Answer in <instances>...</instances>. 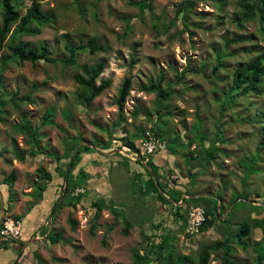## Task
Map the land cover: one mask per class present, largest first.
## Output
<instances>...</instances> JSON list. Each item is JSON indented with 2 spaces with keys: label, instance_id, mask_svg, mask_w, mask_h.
Instances as JSON below:
<instances>
[{
  "label": "rangeland",
  "instance_id": "obj_1",
  "mask_svg": "<svg viewBox=\"0 0 264 264\" xmlns=\"http://www.w3.org/2000/svg\"><path fill=\"white\" fill-rule=\"evenodd\" d=\"M32 1L41 3V9L51 16V22L39 34L24 35L22 39L31 41L34 46L46 43L57 59L68 57L66 43L105 45L107 50L94 54L81 52L75 65L61 61H38L35 64L24 61L19 65L10 64L4 71L6 98L14 94L16 101H9L2 107L3 121L0 120V222L2 227L9 218L20 224V232L14 238L17 241L0 238V243L4 240L0 244V264H132L134 248L143 253L146 243L158 241L160 236H157L169 230L175 234L171 242L174 253L187 255V264H198L201 246L225 238L234 246L230 257L237 264H264V259L256 261L254 250V242L262 236L264 225L262 228L252 227L251 234L242 241L247 242L246 247H242L243 243L237 239L241 221L250 220L252 223L254 219L264 217V145L258 144L264 132L259 121L264 117V91L261 95L249 93L232 98V105L227 103L228 108L220 112V100L230 88L233 71L246 65L256 54L264 53V35L260 29L264 23H259L255 17L239 28L233 20L234 14L239 12L236 0H196L188 23L178 19L167 32L166 26L182 0H152V10L143 11L131 4L141 0H21V14ZM218 1L220 8L217 7ZM1 16L0 9V21ZM127 23L131 25V31L124 36L128 31ZM16 25L10 26L0 54L7 51V40ZM233 38L235 42L225 44ZM217 52L221 66L213 73ZM131 57L135 59L134 63H131ZM99 59H105L106 68L97 82L111 78L112 84L86 107L76 96L79 86L73 74L82 72V65H92ZM188 67L200 71L188 72L177 81L176 73ZM161 70L165 75L163 86L169 87L172 94L168 101L158 104L154 92L140 87L151 77L156 78ZM126 75H131L132 85L124 103L123 116L119 118L118 108L112 100ZM262 87L264 90V79ZM26 94L34 101L20 100ZM51 105L56 106L54 122L41 129L40 145L45 154H28L24 161H19L13 149L28 150L29 145L26 137L15 130L14 124L22 117L39 124L45 108ZM160 105L164 106L162 112H165L161 116L164 121L161 125L166 132L163 139L154 136L150 130L158 122L159 115L155 111ZM64 108H69L72 113L70 123L62 118ZM198 118L206 136L204 143H200L198 134L193 132ZM216 124L220 125L223 140L215 145L222 151L207 161L202 148L204 144L211 145L215 139ZM63 129L70 135H80L83 140L79 145L95 144L96 151L81 154L74 173L79 167L84 169L87 181L84 187H76L73 195L85 192L75 207L64 205L53 219L50 218V230L60 236L59 242L51 243L43 229L46 225L49 227L50 213L61 190L58 180L53 179L42 197H36V185L40 183L39 167L55 173L57 162L48 153L56 151L62 155ZM142 132L146 137L158 138L164 147L151 155L141 154L142 142L146 138L140 135ZM101 142H108V147L102 148ZM191 153L195 157H190ZM155 154L165 159L166 169H169L166 172L164 167H155L166 193L172 194V186L178 191L188 187L190 194L187 198L192 197L193 204L204 209L211 206L212 222L206 231L190 232L187 220L181 217L175 221L168 211L163 227L156 231L144 228L152 222L149 219L142 223L144 229L133 225L129 233L123 235L122 212L116 226L106 233V228L114 222V215L104 208L91 235L89 227L95 213L92 201L101 197L111 204L113 188L106 174L109 162L130 168L131 176L139 179L138 173L146 177V172L137 160H153ZM254 155L258 157L256 168L243 167L242 158ZM196 166H200L198 175L191 180L187 171ZM11 170L16 171L17 177L9 200L8 185L3 181ZM170 179L175 183L165 185L164 182ZM63 191L64 186L61 194ZM166 193L162 195L169 199ZM218 193L223 194V199L214 208V200L207 197ZM124 194L130 195L129 191ZM171 204L166 206L170 209ZM185 208L184 204L180 212L186 218ZM69 216L76 222L74 229L68 223ZM137 221H140L139 217ZM183 222L184 229L180 230ZM143 230L150 236L156 234V238L150 237L147 241ZM208 264H225L221 249L211 251Z\"/></svg>",
  "mask_w": 264,
  "mask_h": 264
},
{
  "label": "trees",
  "instance_id": "obj_2",
  "mask_svg": "<svg viewBox=\"0 0 264 264\" xmlns=\"http://www.w3.org/2000/svg\"><path fill=\"white\" fill-rule=\"evenodd\" d=\"M196 0H182L177 4L174 17L166 26L165 32L173 26L176 20L180 19L184 24H187L190 16L193 13L194 5ZM198 1H209V0H198ZM236 5L239 8V12L235 13L233 16V20L236 25L241 28L243 24L247 20H252L255 17L258 18L259 23H264V0H236ZM138 7L140 11L144 9L152 10V0H141L137 2H131ZM217 4V3H216ZM219 4V5H218ZM217 7H221L220 2L218 1ZM21 8V0H0V9L2 11L1 21H0V50L5 46L6 37L10 30V26L16 24V27L12 30L11 35L7 40V51L5 53L0 54V120L3 121V117L1 113L3 112L2 107L7 104V102L11 101L15 103L16 99L14 94L10 95L9 98H6L8 92L3 87V73L7 70L10 64L19 65L24 61H30L32 64L37 63L38 61L51 62L56 63L57 61H61L64 64L75 65L77 56L81 52L87 51L90 54H94L98 51L103 52L107 50L105 45H97V44H84L79 42L77 44H65V50L68 53V57L57 59L53 56V50L48 47V45L44 42L39 43L34 46L33 43L29 40H24L22 37L24 35H37L41 32V29L51 22V16L44 12L41 9V3L39 1H32L29 7L25 9L24 14L20 13ZM143 13V12H142ZM128 31H125L124 36L127 35L131 31V25L127 23ZM262 34L264 35V27L261 25L260 27ZM230 42H235V39H230L229 41H225V44L228 45ZM134 58L131 57V63H134ZM221 66L220 54L217 52L216 54V64L213 67L212 72L215 73L217 69ZM82 72H77L73 74L74 81L78 84L79 90L76 91V96L78 100L84 106H90L92 101L99 96L104 90L108 89L111 84V78L102 79L97 82L99 76L106 68L105 59H99L92 65H82ZM198 68H184L181 72L176 73L177 81H181L188 72H199ZM264 79V53L256 54L252 59L248 61V63L244 66H239L232 73V83L228 91L224 93L222 97L223 100H220L221 111L223 112L228 108V106L232 105V98L240 97L244 94H254L261 95L263 93V83ZM165 80L164 70H161L158 73L156 78L151 77L146 85L141 86L140 88L145 91L154 92L156 95V99L158 104H161L163 101H168L172 91L169 87L163 86V82ZM132 85V77L131 75H126L117 90L116 96L113 98L112 103L115 104L118 108L119 118L123 116V107L126 100V97L129 95V91ZM20 100L23 101H31L33 102L29 94H26L20 97ZM228 103V106H227ZM167 104V103H166ZM164 106L160 105L159 108L156 109V113L159 115L157 117L158 122L154 123L150 130L153 135L159 137L161 139L165 138V130L163 129L161 123L164 124V121L161 120V116L165 114L162 112ZM56 106L51 105L45 108L40 123L33 124L26 117H22L21 121L14 124V128L17 132H20L26 137V143L29 145L28 150H20L18 148H14V154L19 161H24L28 154L37 155V154H45L44 147L40 145V140L43 137V132L41 129L44 126H48L53 124L55 117ZM62 118L70 123L72 119V113L69 108H64L61 112ZM260 123L262 122L264 128V117L261 118ZM118 125V124H117ZM202 124L201 120L196 119L195 125L193 126L194 135L198 134V141L200 143H204L206 141V136L201 130ZM216 132L215 139L211 142V145H205L202 148L204 155L206 156V160L211 161L215 158L216 154L222 149L215 145V142L223 140L222 132L220 130V125L216 124ZM64 131V151L62 155H58L56 151L49 152L53 159L57 162L55 167V173L53 174L51 171L46 170L43 167L38 168V172L40 173V183L37 184L38 192L35 195L36 197H42L44 190L46 189L47 184L53 179H57L59 183V188L62 191L65 180L67 181L66 186L64 188V196L58 202L52 219L55 216V213L64 205L75 207V205L80 201L82 194L85 192H78L75 196L73 195V191L76 187H84L87 181V172L80 168L74 173L75 168L79 164L81 160L82 153H90L92 151H96L94 145L83 144L80 146L77 154L73 157L76 149L79 146L80 141H82V137L80 135H70L65 129ZM141 136H145V133H140ZM200 135V136H199ZM146 137V136H145ZM124 139V138H122ZM176 139V138H175ZM176 143V142H175ZM259 146L264 145V132L261 135L259 140ZM109 145L108 142H101L100 146L102 148H107ZM168 147L170 145L168 144ZM174 151V150H173ZM191 153L190 157H195ZM1 156V154H0ZM257 155L254 156H245L242 158L243 167L245 168H256L255 163L257 161ZM140 166H142L146 172V177H142V174L138 173L139 179H136L134 176H131V169L112 164L109 162L107 166V178L112 190L111 196V204L106 203V201L99 197L98 199L92 201V206L95 208V213L92 217L89 233L91 235L94 234L95 228L97 226V219L99 218V213L102 209L106 208L110 210V212L114 215V222L112 225L106 228V233L110 231L116 224L119 222V216L123 212V225L121 232L123 235H127L129 233V229L133 225H139L141 229L146 228L154 229L155 231L162 228L165 221V212L169 209L166 205L167 203L172 202L170 213H172L175 221H178L181 217L184 220H187V211L188 205L192 203L193 198L182 197L183 194H190V190L188 187H184V189L178 191V189H174L172 194H168L164 191L162 182L159 180V175L156 172L155 167L158 165L152 159L148 158L146 163L153 170L155 174L156 180L153 178L152 174L149 170L144 166L143 162L137 160ZM166 162L163 163V167L166 169ZM200 166L192 167L187 171L188 177L194 179L195 176L198 175V169ZM166 172H169V169H166ZM67 173V174H66ZM130 173V174H129ZM247 173V172H246ZM128 174L130 176H128ZM169 174V173H168ZM17 177L16 171L11 170L5 177L4 183L8 185V196L9 200L12 199V186L13 182ZM169 178V177H168ZM246 178V177H244ZM191 179V180H192ZM245 180V179H244ZM169 182V183H168ZM193 182V181H192ZM171 183V184H170ZM175 182L173 179L169 181L166 180L164 182L165 185H173ZM123 186V187H122ZM129 186L131 189H129ZM225 186V184L223 185ZM61 191L57 197L60 198ZM125 191H129L130 195L127 196L124 194ZM162 193H166L169 197L167 199L162 195ZM210 198V200H214V208H217L218 201L223 199V194H216ZM123 199L130 200L132 199L131 204L123 201ZM182 199V204L186 205L184 212H186V218L183 216L181 209L183 205L177 204ZM54 203V205L57 203ZM38 200H36V203ZM176 203V204H175ZM122 204V206H120ZM193 204V203H192ZM53 205V207H54ZM196 205V204H194ZM52 207V209H53ZM120 207H126V210L120 209ZM220 208L222 205L219 206ZM210 209L205 210V220L200 225L199 231L205 232L207 227L210 225L212 220L210 219ZM141 216V217H140ZM154 216L153 218H150ZM140 219L138 222L137 219ZM16 218H20L19 216ZM152 221L150 224L144 225L147 220ZM153 219V220H152ZM0 222V227H1ZM68 223L71 229L75 228L76 222L70 216L68 217ZM253 223V224H252ZM250 220H244L239 223V233L237 239L243 243L242 247H246L247 242H242L244 237H248L252 232V227H263L264 225V217L261 219H254V222ZM184 222L180 224V230L184 229ZM48 230V226L46 225L43 229V233ZM263 230V229H262ZM166 233L162 235H158V241H149L150 237H155L156 234L150 236L143 230V237L148 243L144 248V252L140 253L138 249H133V263L132 264H153L154 262H158L161 264H187L189 257L184 254L174 253L173 245L171 244L175 234ZM154 238V239H155ZM47 239L51 243H57L60 240V236L54 230H49ZM13 241H17L18 239H12ZM264 231H262V236L260 239H257L254 242V250L256 252V261L262 262L264 259V250H260L261 247H264ZM4 243V240L1 241L0 244ZM102 243L105 244V240H102ZM221 249L223 252V261L225 264H237L231 257L230 254L234 250V246L230 244L228 238L223 240H215L209 244H204L201 246L198 253V264H208L210 259V253L212 250Z\"/></svg>",
  "mask_w": 264,
  "mask_h": 264
},
{
  "label": "built area",
  "instance_id": "obj_3",
  "mask_svg": "<svg viewBox=\"0 0 264 264\" xmlns=\"http://www.w3.org/2000/svg\"><path fill=\"white\" fill-rule=\"evenodd\" d=\"M143 143V150L141 151V154L143 155H151L152 153H155L159 149H161L163 144L161 141L151 135H148L145 140L142 142ZM136 156V154H135ZM77 193V192H76ZM205 220V210L199 205H190L187 211V221H188V226L187 229L190 232H197L199 230L200 225L204 222ZM20 232V224H15V222L11 219H6L3 222V226L0 229V238H16L19 236Z\"/></svg>",
  "mask_w": 264,
  "mask_h": 264
},
{
  "label": "water",
  "instance_id": "obj_4",
  "mask_svg": "<svg viewBox=\"0 0 264 264\" xmlns=\"http://www.w3.org/2000/svg\"><path fill=\"white\" fill-rule=\"evenodd\" d=\"M81 145H82V143H81V144L78 146V148L76 149V151H75L73 157L76 156V154H77V152H78V150H79V148H80ZM143 164H144V166L149 170V172L152 174L153 178L156 180V178H155V174H154L153 170L148 166V164H147L146 162L143 161ZM66 174H67V173H66ZM66 183H67V181L65 180V182H64V188H65V186H66ZM63 196H64V191H63V193L61 194V196H60L59 200L57 201V203L54 205V207H53V209H52V211H51V213H50V217H49V227H48V230L46 231V236L48 235L49 230H50V218L52 217V215H53V213H54V210H55V208H56L58 202L62 199ZM219 203H220V201H219ZM218 207H219V205H218Z\"/></svg>",
  "mask_w": 264,
  "mask_h": 264
},
{
  "label": "crops",
  "instance_id": "obj_5",
  "mask_svg": "<svg viewBox=\"0 0 264 264\" xmlns=\"http://www.w3.org/2000/svg\"><path fill=\"white\" fill-rule=\"evenodd\" d=\"M154 156V159H155V163L158 165V166H161V167H163L162 165H163V163L164 162H166L165 161V159H162L163 157L162 156H159L158 154H155V155H153ZM149 157V156H148ZM135 159V158H134ZM153 159V160H154ZM156 160H158L157 162H156ZM130 174V173H129ZM128 174V175H129ZM201 195H203V194H197L196 196H201ZM182 197H186L187 198V194L185 195V194H183V196ZM126 200V199H125ZM181 202H182V199L180 200ZM177 202V204H180L181 202ZM123 202V201H122ZM126 202H128V204L130 205L131 204V202H132V199H130V200H126ZM176 204V203H175ZM120 206H122V204L120 205ZM33 207V206H32ZM124 210H126V207H122ZM168 211H170V209H168L167 210V212ZM165 214H166V212H165Z\"/></svg>",
  "mask_w": 264,
  "mask_h": 264
}]
</instances>
